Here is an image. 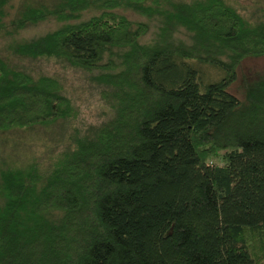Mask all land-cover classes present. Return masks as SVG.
<instances>
[{
	"label": "trees",
	"instance_id": "obj_1",
	"mask_svg": "<svg viewBox=\"0 0 264 264\" xmlns=\"http://www.w3.org/2000/svg\"><path fill=\"white\" fill-rule=\"evenodd\" d=\"M11 2L0 34L56 26L9 51L96 72L111 114L46 168L0 163V264H264V76L228 90L264 20L226 0H55L9 29ZM75 115L58 79L0 57V131Z\"/></svg>",
	"mask_w": 264,
	"mask_h": 264
},
{
	"label": "rangeland",
	"instance_id": "obj_2",
	"mask_svg": "<svg viewBox=\"0 0 264 264\" xmlns=\"http://www.w3.org/2000/svg\"><path fill=\"white\" fill-rule=\"evenodd\" d=\"M55 0H12L7 10L6 22L9 29L28 6L50 5ZM58 1V0H57ZM243 16L251 20H264V0H226ZM129 18H137L132 12L125 13ZM53 20L42 21L35 25H27L18 32L0 34V57L13 67L23 70L32 76L49 75L60 81L64 93L76 106L73 119L58 120L49 126H34L29 129L0 131V163L19 166L34 161L44 168L50 166L69 147L77 134H82L108 120L111 114L109 103L104 98L103 87L92 77L96 72L73 68L68 64L46 58H28L13 54L8 49L12 39H28L55 28ZM211 74L218 73L208 68ZM264 76V55L246 57L236 69L235 80L229 91L238 98L244 97L246 84ZM218 163L221 161L218 160Z\"/></svg>",
	"mask_w": 264,
	"mask_h": 264
}]
</instances>
